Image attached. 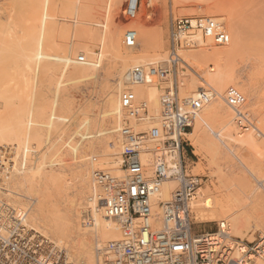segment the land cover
<instances>
[{"label": "bare ground", "instance_id": "6f19581e", "mask_svg": "<svg viewBox=\"0 0 264 264\" xmlns=\"http://www.w3.org/2000/svg\"><path fill=\"white\" fill-rule=\"evenodd\" d=\"M23 1L24 4L25 1L26 3L30 1V3H34V5L30 4L31 6L28 7L22 5L23 7L21 6L22 8L17 9L15 12L12 10L14 6L10 4L9 0H1L0 2H7L0 6V70L3 73L5 72V75L8 76L10 74L9 69L11 68V72L13 73L15 71L14 74H17V78L10 79V76L6 78L1 72L4 77L3 79L6 78L9 82L7 81L6 83L3 82V80H0V88H6L4 85H7L9 88L11 87L10 90L8 88V91L2 90L3 92L6 91L8 93L5 92V95L7 94L6 96H8L7 99L6 96L3 95V92L2 97L0 91L1 107L5 108V104L2 106V103L4 102L1 100L4 98L9 100V97L11 98L15 93H13V91L19 89L18 94L21 95H16V92V94H14L16 97L13 98L15 99L19 96L18 101L20 102L19 104L17 102L16 105L20 107V111L17 110L18 107L14 108L18 113H21L22 111V115L19 114L17 116L18 113L13 114L14 110H12L13 112L9 111L13 108L11 103V105L7 103L11 108L8 106L5 110H0V116H2V118L7 115H5V113L1 115L2 112H7L9 109L8 111L11 113V117L7 115L11 118L10 122L8 121L10 118L6 121L8 117H6L5 120L3 119L5 122H9V124L3 126L0 125V144L4 142H15L14 144L17 147L15 148L20 152H17L15 148L12 149H15V154L19 153V157L17 156L19 161L24 164L26 162L27 164H30V171H32V173L26 174V172L24 173L25 169L21 168L22 165L20 166L22 163L20 162L18 164L19 167L17 165V160L13 161L15 158L13 157L10 162L12 165L10 166L11 169L9 176L4 184V189L8 192V194L5 195L8 204L15 209L27 211L25 224L29 231L48 241V244L52 245V251H54L57 257L64 263L102 264V252L109 243L119 240L120 227L115 221L103 218L101 214L102 205H96V202L93 201V194L95 193L93 174L96 171H104L119 177L121 175L119 171V160L122 151L119 130L122 127L123 119V114L119 105L121 94L124 91L130 90L134 94L138 103H145L153 121H156L160 117V99L164 93V86H170L165 90L175 88L178 99L182 103L196 98L199 91L204 88V86H207L213 91V96L201 109L194 124L191 126V131L185 133L184 137L186 138V141L189 142L190 147L194 149L193 153L197 157H200V160L209 158L211 165H214L217 158L224 157L225 155L232 156L236 161V166L232 167L240 170L241 177L238 176V178L236 177L233 181L236 190L232 192H227L225 187L217 188L213 186L215 187L213 190L214 193L209 195L211 189L209 186H205L202 194L203 196H207L198 201H195L194 199L190 205L192 225L216 223L218 231L216 233L207 234L211 239L216 240L220 236L221 231L228 235V237L225 238L243 240L250 231H259L262 233L261 238H264V116L261 114L264 111V93H260L261 90L257 88V84L260 85L262 83L261 77L264 75V0H253L255 1L253 3L256 11V20L259 22V24L253 28L252 25H249L247 22L244 23V25L248 24L246 27L241 25L243 24L241 21L240 23H237L229 13L231 12L229 10L234 12L233 6L235 4H232V2L235 0H232L231 3L229 2V5L227 4L229 6L228 11H224L221 7H218V4L214 5V0H201L200 2H196L199 6H206L207 10L204 11V9V12H200L199 9L197 10L198 12H186L185 15L187 18L193 19L195 17H206L222 23L227 35L226 44L223 46H214L209 39H206V41L201 43L200 37H198V40L200 41L199 43H201L198 48L195 50L178 52V56L181 57L183 61L180 59L182 65L179 66L175 77L167 76L165 79L161 80L155 76H150L146 78L143 85L139 86L129 85L127 82L128 75L138 69L142 70L147 67L154 68L159 64L166 63V45L168 47V41L166 38L168 33L167 12L165 9L170 7L171 10L172 4L177 6L180 4L181 0H148L146 7L141 6L134 13L133 19L130 20L131 23H133V29H129L128 31H132L135 34V45L132 48L123 46V28L113 21L114 15H116L115 13L118 11L119 5L121 4V0H107V2L103 1L104 3H100L104 4V7L101 5L104 8V16H102L103 21L102 18L99 17V19L98 16H95L96 14L94 12L100 4L98 7L96 5V8H94L91 7L93 4L89 6L85 4H83V6L81 4V2L91 3V0H75V3L81 4H78L79 8L77 7L78 10H76V13H74L75 11L73 10V16L75 17V14H77L76 19H78V24L74 23V19L73 23H69L68 20H66V18L71 19L70 17H72V15L71 13L69 15L68 12H72V8L76 6H72L73 3L70 4L71 6H68V3H70L71 0H21V2ZM73 1L74 0L71 2ZM92 2L96 1L93 0ZM216 2H220V0H216ZM61 3L65 5L67 4V6L63 5L64 7H58V4ZM226 3L225 0H223L221 5L225 6ZM8 4H10L12 8H8ZM230 4L232 8L230 7ZM19 5H21V3H19ZM154 5H157L160 9L162 21L159 20L158 25L156 24L157 27L155 26L156 28L151 26L154 28L152 29L146 24V21L152 19ZM227 7H225V10L228 9ZM91 8H94L93 11ZM34 11L36 14H34ZM236 12L237 9L235 13ZM218 14L228 15L227 30L224 20L219 19ZM234 14L232 13L233 16H235ZM64 15L67 16L65 20L58 18L59 16L64 18ZM95 17L98 19H95ZM95 20H101V22H104V27L101 26L102 23L97 21L99 22L97 24ZM28 21L32 22L29 23L31 25L29 28L28 26L30 25L27 24ZM64 21L68 22L70 27V24L75 25L69 30V26L67 27V23L65 24ZM92 27H94V30ZM247 31L248 33H246ZM69 34L70 40L72 36L77 41H74L75 43H73L72 47H70L71 41H68L69 45L67 46V41L65 40V37L68 35V38ZM98 37L101 38L100 40L103 43L102 45L106 53L102 54V56L105 55L107 58L112 57L110 59L113 60L112 66V63L109 64L110 61L105 59L109 64L108 68L112 66L113 69L111 72L109 71L110 68L107 70L111 74H107L106 77H108V75L109 77L107 81V78L105 79L106 82H104L105 85L102 90V106L100 105L101 116L96 114L102 119L101 135L99 134L100 136L98 135V137L95 134L97 136L96 138H99L96 140V142H98L93 143V141H91L93 144H88L89 146L87 145L88 147L85 149L84 153L78 154L79 156L75 168L71 171L69 170L70 172L67 169L63 172L64 174L67 172L65 174L66 176L61 174L63 170L59 174H57L56 171L55 173L52 171H48L49 174L45 173V167L43 168L40 163L41 167L37 166V159L39 157L37 155H39V153L33 154L28 148V142L33 138L32 141L37 142L39 147L42 145L40 142H43H39L40 135L36 132L37 129L34 131L38 136L35 133L34 136L30 134H33L34 131L29 132L25 129L26 127H23L26 122H28V128H33V120L36 118H33L31 119L32 121H30V117L41 116L45 111L41 108L42 106H46L43 103V100H41L43 87L41 88V86H37V82L40 85H43L44 88H49L56 77L55 74L49 75L51 71L48 69L55 68L56 71L60 73L59 75L63 76L66 80H73V84L78 83L77 85L79 86V82L84 83L85 79H87V77L93 72V70L91 72V68L93 69V67L91 66L92 63L89 62L91 61V58L89 52H87L86 44L90 40H98ZM61 40L66 44L60 46V48L56 50L58 51L56 54L55 43L59 46L60 43L57 42H61ZM79 52H82V54L86 56V61L80 63L77 62V58L75 60V55ZM240 56L243 58L247 57L248 62L250 63V69H248L250 72L243 73L244 69L241 70V68L237 66V59ZM87 58H90L89 61H87ZM107 63L106 66L108 65ZM246 64L248 63L246 62ZM4 69L9 70L7 74V70ZM184 69L193 75V80L189 79V76L185 77L182 75ZM28 72H31V75H28L29 78L31 77L29 83V80L25 78ZM19 73L22 74L21 79H18ZM14 74H12L11 77H13ZM6 79L4 81H6ZM259 81L261 83H259ZM196 84L199 86V89L197 90H195ZM36 86L41 88V90H39V88L37 89ZM192 88L194 91H191L192 93L189 95V89L192 90ZM229 88L238 91L243 97V104L240 106V110L248 116L249 120L250 114L251 116H257L260 113L259 111L263 110L260 113L261 117H257L258 119L256 118L259 127L254 125L252 121V128L248 131L242 133L237 130L235 123L233 122V111L227 107L224 102L223 92ZM87 95L88 93L86 96ZM92 96L94 97V95ZM24 98L29 104H26ZM245 98L249 99L248 103H245ZM11 100L10 102H12ZM90 102L85 103L89 104ZM93 105L94 104H92V106ZM89 107V105L87 107L85 105L83 112L78 111V113H74L78 108L73 106V104L68 103L65 107L61 108V112L63 111L64 113L61 116H58L59 119L56 124L62 122L60 120L62 116V119H73L80 115V112H82L83 118L87 122L89 114L86 109ZM46 108L47 106L45 109ZM248 108L252 109L247 111L246 109ZM58 110L59 108L57 111ZM78 110H80V108ZM37 111L39 114H30V112L38 113ZM76 114L78 115L75 116ZM20 115H26L25 117L29 119V121H25V124L22 125L21 123L24 121H19V119H21L19 118L21 117ZM92 115L94 116V114ZM43 117L44 115L36 120H39V123H41ZM2 118L0 120H2ZM90 118L89 120L92 121ZM22 119L24 120V118ZM46 120L47 119H45V121ZM55 120H57V118ZM77 120L79 121V119ZM73 123L74 121H72L71 125ZM77 123H80V121ZM82 123L83 122L81 121V124H79L77 128L82 126ZM53 125L54 124H52V127ZM61 125L62 124L57 126L61 128ZM89 125L88 127L90 128L91 126ZM42 126L44 127L43 124ZM57 126L55 125L54 128L56 129ZM149 126L150 124L138 125L137 128L138 130L143 131L149 128ZM35 128L40 129L42 127L40 125V128L39 126H34L33 129ZM46 129L47 131L52 130L47 127ZM84 129L82 128L79 130L84 131ZM45 131L46 130L44 129L43 132ZM75 132L77 133V131ZM39 134L41 133L39 132ZM42 134L44 138L43 141H47L45 137L49 136L48 133L45 134L48 136H45L44 133ZM53 134L54 133H52V135ZM91 134L92 133H89L88 135ZM89 138L90 141L91 136H89ZM53 140L56 141L54 138ZM92 140H94L93 137ZM61 141L62 139L58 140V142ZM51 143L47 145L50 146ZM87 143L89 142H86L85 144ZM39 147L36 148V151L41 149ZM49 148L52 147H48V149ZM0 150V163L6 169L7 164L2 161V155L5 149H3L1 145ZM41 151L44 154H41L40 152V157L42 159L39 158L38 162L42 163V160L45 161L46 159L45 155L47 151L49 153L54 150L44 149ZM252 153H254V155L259 154V156H252ZM51 154H48L51 156V158L48 157L50 161L52 159ZM58 155L59 154H57V156ZM91 155L92 158L89 160V156ZM160 158V153L157 152L151 144H146L141 152L142 162L148 166L151 163L158 162ZM227 161L228 158L225 159V163H227ZM165 162L167 168L170 170H179L182 167L178 155H174L171 158H165ZM57 164L60 163L57 162ZM216 165L217 163L215 166ZM48 167L53 166L50 165ZM199 169H201V166L197 163L191 174H196L199 172ZM52 170H55L54 167ZM220 172V176L218 175L219 178L217 179L221 184L222 180L226 181V179L230 178L231 174L229 171L224 173L223 170H221ZM70 173L71 175L67 176V174ZM247 177H252L256 180L258 185L255 187L252 178L251 183ZM176 190V183L171 179H166L161 183L156 197L159 198L160 202L167 203L170 201L172 193ZM199 194L200 192H197L196 196L198 197ZM155 199L157 200V198ZM152 211L155 216L158 215L156 205L152 204ZM155 219L151 221V226L153 228H160V221ZM247 240L248 242L255 241L253 235H249ZM249 259L252 260V263L250 264H264V254L262 256L250 255Z\"/></svg>", "mask_w": 264, "mask_h": 264}, {"label": "built area", "instance_id": "2783aa9c", "mask_svg": "<svg viewBox=\"0 0 264 264\" xmlns=\"http://www.w3.org/2000/svg\"><path fill=\"white\" fill-rule=\"evenodd\" d=\"M147 3L148 0H126L122 16L132 20L134 13ZM198 37L201 43L209 39L214 46H223L227 42L220 22L206 17L171 18L166 63L129 73L128 84L143 85L150 76L161 80L167 76L175 77L182 65L178 52L198 48L201 44ZM122 44L127 48L134 47V32L126 31ZM83 61L84 57L77 58V62ZM212 96L213 91L204 86L196 98L182 103L175 88L165 90L160 99V117L153 121L145 103H138L130 90L121 94V175L104 171L93 174V201L102 205L103 218L115 221L120 227L119 240L109 243L102 252V264H250V255L264 254V238L260 235L257 241L247 242L225 238L228 235L222 231L217 240L206 233L193 232L190 205L201 188L202 178L187 173L184 167L188 145L183 136L191 130ZM224 102L233 111V122L239 132L252 128L248 116L240 110L243 97L238 91L227 89ZM146 124H150L149 128L138 130V125ZM146 144H151L161 155L158 162L149 166L141 159ZM9 154L7 149L2 155L6 169L0 163V264H67L52 251L48 241L28 230L25 224L27 211L8 204L4 184L12 165ZM174 155L179 156L182 164L179 170H170L166 166L165 158ZM166 179L173 180L177 190L169 202L163 203L156 196ZM152 204L158 209L157 216L152 211ZM154 219L160 221V228L151 226Z\"/></svg>", "mask_w": 264, "mask_h": 264}, {"label": "rangeland", "instance_id": "374dc122", "mask_svg": "<svg viewBox=\"0 0 264 264\" xmlns=\"http://www.w3.org/2000/svg\"><path fill=\"white\" fill-rule=\"evenodd\" d=\"M2 1H4V0H2ZM12 1V2H11ZM72 1V0H71ZM70 1V3H68V6H71L70 4L71 3H73L72 4V6L73 5H76V6H74L73 8H72V12H68V14L70 15V13H71V15H72V17H70L71 19H69V18H66L67 16H65L64 15V18H62L63 17V15H62V17H58L59 19H64L65 20V18H66V20H68V22L69 23H73V21L75 20V24L77 23H79V22H77L78 21V19H76V15L77 14H75V17L73 16V14L74 13H76L77 11L76 10H78V8H79V6H78V4L79 3H75V0L73 1V2H71ZM93 0H91V3L89 2V3H83V2H81V4L83 5V4H85V5H91V4H93L91 7H94V8H96V5H97V7H98V5L100 4V3H104L103 1H106L107 2V0H102V1H98V0H95L96 2H92ZM154 1V0H153ZM201 0H181V2H180V4H178L177 6H175V5H173L172 4V7H171V10H170V7H167L166 9H165V11L167 12L166 13V15H167V33H168V28H169V24H170V20H171V18L172 19H176V18H187V16L185 15V13L186 12H189V11H197V10H199L200 9V12H204V11H206L207 10V8H206V6H199L196 2H200ZM215 1V2H214ZM213 1V4L214 5H216V4H218V7H221V9H223L224 11H228L229 10V2L231 3L232 2V0H227V3H226V0H225V3H226V5L228 6H222L221 4L223 3V0L221 1L220 0V2H216V0H214ZM0 2H1V0H0ZM9 2H10V4H12L14 7L12 8V6H10V4H8L7 6H8V8H12V10H14L15 12L17 11V9H21L23 6L22 5H26L25 7H28V6H31L30 4H33L34 5V3H30V1L29 2H27L26 3V1H25V4H24V1L23 2H21V0L19 1V0H9ZM8 2V3H9ZM253 2H255V1H253V0H235V1H233L232 2V4H235L233 7V11L234 12H232V10H229V11H231V12H229L230 14H231V16L234 18V20L237 22V23H240V21L243 23V24H241V25H243V26H248V24L250 25H252V28L254 27V26H257L258 24H259V22L256 20V11H255V6H254V3ZM5 3H7V2H5ZM4 2L3 3H0V6L2 5V4H5ZM16 3V4H15ZM19 3H21V5H19ZM23 3V4H22ZM29 3V4H28ZM125 3H126V0H121V4L119 5V9H118V11L115 13L116 15H114V22L117 24V25H120V26H122V28H123V33H125L126 31H128L129 29H133V23H131V21H128V20H126L123 16H122V12H123V9H124V6H125ZM212 3V2H211ZM81 4H79V5H81ZM16 5V6H15ZM19 5V6H18ZM32 5V6H33ZM67 6V4L65 5V4H63V3H61V4H58V7L59 6ZM104 7V4H100V6L98 7V8H96L95 10L96 11H94L95 12V16H98V18L100 17V18H102V21H103V17L102 16H104L103 14H104V8L102 7V6ZM22 6V7H21ZM39 6V5H38ZM63 6V7H64ZM84 6V5H83ZM82 6V7H83ZM87 6V7H88ZM237 6V7H236ZM254 6V7H253ZM34 7V6H33ZM78 7V8H77ZM154 8H153V10H152V19H148L147 21H146V24L148 25V26H150V28H152L151 26H153V27H155L156 26V24L158 25V23H159V20L160 21H162V19H161V11H160V9L158 8V6L157 5H154L153 6ZM201 7H203V8H201ZM210 7V6H209ZM225 7H227L228 9L227 10H225ZM230 7H231V4H230ZM81 8V7H80ZM93 8V9H94ZM101 8H102V11H101ZM232 8V7H231ZM93 9L91 8V10L93 11ZM205 9V10H204ZM236 9H237V12L235 13V11H236ZM75 12H74V11ZM204 10V11H203ZM61 12V11H60ZM74 12V13H73ZM198 12V11H197ZM232 13L236 16H233L232 15ZM238 13V14H237ZM33 14V13H32ZM34 14H36V12L34 11ZM64 14V13H63ZM58 15H61V14H58ZM238 15V16H237ZM97 17H95V19H96ZM97 18V19H98ZM99 18V19H100ZM218 18L219 19H223L224 20V23H225V25H226V30H227V18H228V15L227 14H218ZM74 19V20H73ZM146 19V18H145ZM254 19H255V21H254ZM70 20H72V21H70ZM250 20V21H249ZM96 22L97 21H99V20H95ZM244 21V22H243ZM68 22H66V21H64V23L67 25V27L69 26L68 24ZM100 23H102L101 24V26L102 27H104V22H101V20L99 21ZM99 22H97V24L99 23ZM245 22H247L248 24H245L244 25V23ZM29 23H32V22H27V24L28 25H30ZM26 24V23H25ZM74 24V25H75ZM71 25V27L69 26V30H71L72 29V27H74V25H72V24H70ZM76 26H79V25H76ZM98 26V25H97ZM29 27H31V25L30 26H28V28ZM157 27V26H156ZM155 27V28H156ZM245 27H243V28H245ZM92 29L94 30V27H92ZM152 29H154V28H152ZM246 29H248V28H246ZM245 30V29H244ZM249 31H251V30H249ZM246 33H248V31L246 32ZM68 36V35H67ZM67 36L65 37V40L67 41V46L69 45V43H68V41H71L70 42V47H72V45H73V43H75V42H77L76 41V39L75 38H73L72 36H71V40L69 39L70 38V34H69V37L67 38ZM101 37V36H100ZM100 37H98V40L97 39H94V40H90L87 44H86V49L88 50L87 52H89V55H90V58H91V61H89V59L90 58H87L88 60L87 61H89L90 63H92V67H93V69L91 68V72H92V70H93V72H92V74L91 75H89L88 77H87V79H85V81H84V83L83 82H79V86L77 85V84H73V80H70V81H68V80H66L63 76H61V75H59L60 73H58L57 71H56V69L55 68H49L48 70H50L51 72L49 73V75H53V74H55V77L56 78H54V82L52 81V83H51V86L49 87V88H44V86L43 85H40L38 82H37V86H41V88H42V96H41V100H43V103L47 106V108L45 109V107H41L42 109H43V113H42V115L41 116H43L44 115V117H45V115H46V117H45V119H47L46 121H45V119H44V117H43V119H42V122H41V120H40V122L41 123H39V120H36V119H39L41 116L40 115H38V117L36 116H31L30 117V121H32L31 119H33V118H36V119H34L33 120V128H34V126L35 127H38L39 126V128H40V125H41V127L43 128H40V129H38V128H35V129H33V128H28L29 127V124H27L28 122H26V124H25V121H29V119H27L24 115V117L23 116H21L22 115V111H21V113H18V112H16L17 110H19L20 111V107H18L16 104H17V102H18V104H19V102L20 101H18L19 99H18V97L21 95H19L18 94V91H19V89L17 90L16 89V91L14 90H12L13 91V93L14 94H16V92H17V94L16 95H19V96H17V98H13V97H16V95H14L13 93V95H12V97L10 98L9 97V100H6L7 98H8V96H6L8 93L6 92V91H8V88L9 87H7V85L5 86L4 85V87H6V88H0L1 90V95H2V92L4 91V90H6L5 92L7 93L6 95H5V92H3V95H5L6 96V99L4 98V99H2L1 101L2 102H4V103H2V106L5 104V108L6 107H10L11 108V104H12V109H8L9 111H11V112H13L12 110H14V112H13V114H16V113H18L17 114V116L19 115V114H21L20 116L21 117H19V118H21V119H19V121L20 120H22L21 122H23V123H21L22 125H24L23 127H26L25 129H27V131H29V132H33L34 130H36V132L38 133V135H40L39 137V142L40 141H42L43 143H41L40 142V144H42V145H40V147L37 145V142H34V141H32L33 139H31V141H27L28 143V145H29V150H30V152L32 151L33 152V154L34 153H39V155H37V156H39L38 157V159H37V166H39V167H41V165H42V167L44 168L45 167V169H44V172L45 173H48V171H52V172H54L55 173V171L57 172V174H59V173H61V171H62V173L61 174H64L63 172L64 171H66V169L69 171H71L72 169H74L75 168V166H76V161H77V158H78V154H82V153H84V151H85V149L90 145V144H93L94 142L95 143H97L96 142V140H98L99 138H96L99 134L101 135V122H102V119L99 117V116H97L98 114L100 115L101 114V109H100V107L102 106L101 104H102V98H103V96H102V90H103V87H104V85H105V83L104 82H106L107 80H108V77H109V75H108V77H106L107 76V74L109 73V71L111 72L112 71V66H113V60L112 59H110V58H112V57H108L107 58V56H105V55H103L102 56V54H106L105 53V50H104V48H103V43H102V41L100 40L101 38ZM73 38V39H72ZM75 39V40H74ZM103 39V38H102ZM167 41H168V34H167ZM247 39V38H246ZM64 40V41H65ZM96 40V41H95ZM75 41V42H74ZM248 41V40H247ZM247 41H246V43H247ZM57 43H60V45L58 46V44L56 45V43H55V53L57 54L58 53V51H56L57 49H59L60 48V46H62L63 44H66L65 42H62V40H61V42H57ZM168 44V43H167ZM74 48V47H73ZM103 49V50H102ZM166 50H167V53H166V56H165V59L167 60V55H168V47H167V45H166ZM102 52V53H101ZM55 53H52V54H55ZM77 55V56H76ZM75 55V60H76V58H78V57H80V56H82V57H84V61H86V56H84L83 54H82V52H79V53H77ZM104 56H105V58H104ZM108 56H110V55H108ZM179 57V56H178ZM180 59H181V57H179ZM245 58V59H244ZM242 57V56H240V57H238V59H237V66L239 67V68H241V70H243L242 72L243 73H248V72H250L248 69H250L249 68V62H248V59H247V57ZM108 61H110L109 62V64L110 63H112L111 65L112 66H110L109 68H110V70L109 71H107L109 68H108V66H109V64L106 62V60ZM182 60V59H181ZM183 61V60H182ZM246 62L248 63V64H246ZM106 63L108 64L107 66H106ZM164 63H162V64H159V65H163ZM159 65H157V67L159 66ZM245 65V66H244ZM55 67V66H54ZM246 67H248V68H246ZM8 68V67H7ZM57 68V67H56ZM9 69V68H8ZM264 69V68H263ZM3 70V69H2ZM4 70H7V69H4ZM10 70V74L8 75V76H10L9 78L11 79V78H17V74L15 75L14 73H15V71L12 73L11 71H12V69L10 68L9 69ZM9 70H7L6 71V74H7V72L9 71ZM52 70H53V72H52ZM248 70V71H247ZM246 71V72H245ZM2 71L0 70V73H1ZM32 72V71H31ZM31 72H28V74L25 76V78L26 79H28L27 81H28V83L31 81V77L29 78V76L28 75H31ZM203 72V71H202ZM3 73V72H2ZM1 73V74H2ZM30 73V74H29ZM262 73V72H261ZM263 73H264V70H263ZM0 74V80H3V82H6L7 83V75H5V72L3 73L4 75H5V79H6V81H4L5 79H3L4 77H3V74L1 75ZM12 74H14V76L13 77H11L12 76ZM22 74H23V72H22ZM22 74L21 73H19L18 74V79L20 78L21 79V76H22ZM26 74V73H25ZM57 74V75H56ZM109 74H111V73H109ZM190 73L188 72V71H186L185 69L183 70V74L182 75H184L185 77H187V76H189V79H194V77H193V75H189ZM2 76V77H1ZM263 77H261V80H262V83L259 81V83H261L260 85L259 84H257V88L258 89H260L261 90V92L260 93H264V80H263V78H264V75H262ZM32 77H33V74H32ZM8 78V79H9ZM107 78V79H106ZM105 79H106V81H105ZM101 81V82H100ZM3 82H2V85H3ZM9 82V81H8ZM258 82V81H257ZM11 83V82H10ZM54 83V84H53ZM1 84V83H0ZM5 84V83H4ZM12 84V83H11ZM11 84H9V85H11ZM54 86H53V85ZM80 84H82V85H80ZM84 84V85H83ZM87 84V85H86ZM101 84V85H100ZM8 85V86H9ZM86 85V86H85ZM31 86V85H30ZM36 86V88L38 89L39 87H37ZM102 86V87H101ZM3 87V86H2ZM170 86L168 85H166V86H164L163 87V92H164V90L165 89H167V88H169ZM11 88V87H10ZM10 88H9V90H10ZM30 88V87H29ZM41 88H39V90H41ZM102 88V89H101ZM36 89V90H37ZM46 89V90H45ZM197 89H199V86L196 84V86H195V90H197ZM3 90V91H2ZM38 90V91H39ZM27 91V90H26ZM30 91V90H29ZM85 91V92H84ZM191 91H194L193 90V88H192V90L191 89H189V95L192 93ZM225 91L226 90H224V92H223V95H224V93H225ZM10 92V91H9ZM28 92V91H27ZM11 93V92H10ZM9 93V95L11 96V94ZM30 93V92H29ZM88 93V95L86 96V94ZM28 94V93H27ZM1 95H0V99H1ZM3 95H2V97H3ZM22 95H25V94H22ZM92 95H94V97L92 96ZM188 95V96H189ZM4 96V97H5ZM24 97V96H23ZM22 97V98H23ZM85 97V98H84ZM88 97H89V99H88ZM96 97V98H95ZM190 97V96H189ZM94 98V99H93ZM12 99V100H11ZM4 100V101H3ZM6 100V101H5ZM10 100L12 101V102H10ZM24 100H25V98H24ZM90 100H91V102H90ZM94 100H96V101H94ZM26 101V100H25ZM25 101H24V103H25ZM6 102V103H5ZM16 102V103H15ZM85 102H90L89 104L88 103H85ZM249 102V99L248 98H245V103H248ZM7 103L8 104H10V105H7ZM68 103H70V104H73V106H75V107H77L78 109L80 108V110H78L77 108V110L74 112V113H78V111H82L83 112V109L85 108V105H86V107L89 105L90 107L88 108V109H86V111L88 110V114H89V118H90V116H91V118L90 119H92V121L91 120H89V118L87 117V122H86V120L83 118V115H82V112H80L79 114L80 115H78V114H76L75 116H77V117H72L73 119H62V117L60 118V120L62 121V122H59L58 124H56V122L58 121V116H61L64 112L62 111L61 112V108H63V107H65ZM14 104V105H13ZM26 104H29V102L28 101H26ZM32 104V103H31ZM85 104V105H84ZM92 104H94L93 106H92ZM96 104H97V107H96ZM7 105V106H6ZM16 105V106H15ZM83 105H84V107H83ZM101 105V106H100ZM17 108V110H15V108ZM0 108H2L1 107V102H0ZM5 108H2V109H0V110H5ZM59 108V110L57 111V109ZM96 108V109H95ZM34 109V108H33ZM40 109V108H39ZM42 109H40V110H42ZM49 109V110H48ZM95 109V110H94ZM250 109H252V108H248V109H246L247 111H249ZM262 109V108H261ZM7 110V109H6ZM7 110V112H2L1 113V115H3V113H5V115L7 114V115H9L10 116V112ZM36 110V109H35ZM40 110H38V111H40ZM46 110H48L49 111V114H48V111H46ZM92 110V111H91ZM246 110H244V111H246ZM37 111V112H38ZM85 111V110H84ZM263 110H260L259 112L261 113ZM1 112V111H0ZM60 114H59V113ZM90 112V113H89ZM99 112V113H98ZM264 112V111H263ZM261 113L262 114V116H264V113ZM24 113V112H23ZM39 114V112L38 113H36V112H30V114ZM58 113V114H57ZM260 113H259V115H253V116H251V114H250V120H251V123H252V121H253V123H254V125H256L257 127H259V124H257V120H256V118L257 117H261L260 116ZM92 114H94V116L92 115ZM97 114V115H96ZM257 114H258V112H257ZM6 115V117H8L7 119H6V117H4L3 116V118H2V116H0V119L2 118V120H0V125H7V124H9V122H10V120H11V116L9 117V116H7ZM52 118H51V117ZM80 116V117H79ZM101 116V115H100ZM95 117H96V119H95ZM255 117V118H254ZM10 118V119H9ZM22 118H24V120L22 119ZM26 118V119H25ZM57 118V120H55ZM82 118H83V120H82ZM100 118V119H99ZM6 119V121L8 120L9 122H5L4 120ZM77 119H79V121H80V123H77V122H79ZM99 119V120H98ZM258 119V118H257ZM36 120V121H35ZM96 120H98V121H96ZM53 121V122H52ZM54 121H55V123H54ZM72 121H74V123L71 125V123H72ZM81 121L83 122L82 123V126H79V128H77L78 127V125L79 124H81ZM92 122V123H91ZM30 123V122H29ZM34 123H35V125H34ZM99 123V124H98ZM39 124V125H38ZM42 124L44 125V127L42 126ZM52 124H54L53 125V127H52ZM60 124H62L61 125V128H59V126H60ZM68 126H67V125ZM71 126H70V125ZM75 124V125H74ZM77 124V125H76ZM89 124H91V125H89ZM46 125H48V126H46ZM55 125L57 126V125H59V126H57L56 127V129L54 128L55 127ZM65 125H66V127H65ZM88 125L89 126H91L90 128L88 127ZM49 129H52V130H48L47 131V129H46V127ZM84 129V127H85V129H84V131H82V130H79V129H82V128ZM64 128V129H63ZM28 129H33L32 131L31 130H28ZM46 130L45 132H43V130ZM78 129V130H77ZM39 130V131H38ZM41 130V131H40ZM57 130H58V132H57ZM75 131H77V133L75 132ZM191 131V130H190ZM190 131H188V132H190ZM35 131L33 132V134L32 133H30L31 135H34L35 136V134L37 135V133H36ZM39 132L41 133V134H39ZM51 132V133H50ZM88 132V133H87ZM187 132V133H188ZM35 133V134H34ZM42 133H44V135L46 134V133H48V135H45V136H48V137H45L46 138V140L47 141H43V134ZM50 133V134H49ZM52 133H54L53 135H52ZM89 133H92V134H94V135H88ZM59 134V135H58ZM61 134V135H60ZM85 134H87V135H85ZM97 136H96V135ZM37 135V136H38ZM52 135V136H51ZM99 135V136H100ZM33 136V137H34ZM58 136V137H57ZM62 136V137H61ZM88 138H87V137ZM89 136H91V140L89 141ZM98 136V137H99ZM92 137H93V139L95 140H92ZM41 138H42V140H41ZM53 138L57 141H54L53 140ZM96 138V139H95ZM60 139H62V141L61 142H58V140H60ZM52 140V141H51ZM183 140L184 141H186V138L183 136ZM54 141V142H53ZM91 141H93V143H91ZM48 142V143H47ZM52 142V143H51ZM86 142H89V143H87V144H85ZM187 142V141H186ZM15 142H4V143H1L0 145H1V147L3 148V149H5L6 151H7V149L9 150V152H10V154L9 155H12V158L13 157H15L14 159H13V161L15 160H17V165L21 162V161H19V153L18 154H15V149L17 148L16 147V145L14 144ZM35 143V144H34ZM46 145H45V144ZM49 143H51L50 144V146H48L49 145ZM53 143H55V144H53ZM45 146H44V145ZM48 144V145H47ZM89 144V145H88ZM13 145H14V147H13ZM27 145V146H28ZM52 145V146H51ZM88 145V146H87ZM187 145H188V147H185V156H184V167H185V169H186V171H187V173H189V174H191L192 173V171H193V168L194 167H196V165H197V163L201 166V169H199L198 171L199 172H197L196 174H191V175H195V176H198V177H201L202 178V185H201V188L198 190V193L200 192V194L198 195V197L196 196V198H195V201H198L199 199H203V197H206L207 195H205V196H203V194H202V191H203V189L205 188V186H209L210 187V189H211V191H209V195H212L214 192H213V190H214V188L215 187H217V188H221V187H225V190H227V192H232V191H235L236 190V186H235V183L233 182L235 179H236V177L238 178V176H240L241 177V173H240V170H238V169H236V168H233L234 166H236V161L233 159V157L232 156H227V155H225L224 157H220V158H217L216 159V161H215V163H214V165H211L210 164V159L208 158H204L203 160H200V157H197L193 152H194V149L192 148V147H190V145H189V142H187ZM16 147V148H15ZM41 148V149H38V151H36L37 149L36 148ZM46 147H47V149H46ZM48 147H52V148H49L50 150H54V151H51V152H49L51 155H52V159H51V161L49 160V158H51V156L50 155H48L49 153H48V151H47V153H46V151H45V153H46V155H45V161H43L42 160V163L41 162H38L39 161V158H41L40 156V152H41V154H44V153H42V151L41 150H49L48 149ZM10 148V149H9ZM12 148H15V149H12ZM32 149V150H31ZM16 151H17V149H16ZM56 151V152H55ZM224 151V150H223ZM12 152V153H11ZM17 152H20V151H17ZM16 152V153H17ZM31 152V153H32ZM44 152V151H43ZM55 152V154L53 155V153ZM58 152V153H57ZM224 153H225V151H224ZM57 154H59L58 156H57ZM226 154V153H225ZM16 155V156H15ZM18 156V157H17ZM252 156H255V157H257V156H259V154H255L254 155V153H252ZM49 157V158H48ZM59 157V158H58ZM92 158V155L91 156H89V160ZM228 158V161H227V163H225V159H227ZM42 159V158H41ZM60 159H61V161H60ZM223 159H224V162H223ZM59 160V161H58ZM10 162H11V160H10ZM57 162L58 163H60V164H57ZM202 162V163H201ZM207 162V163H206ZM22 163V162H21ZM41 165H40V164ZM49 163V164H48ZM61 163H63V164H61ZM217 163V165L215 166V164ZM24 163H22V164H20V166H21V168L22 169H25V171H24V173L26 172V174L27 173H32V171H30L31 170V167H30V164H27V162L23 165ZM53 166L54 167V171L52 170L53 169V167H48V166ZM19 166V165H18ZM19 166V167H20ZM206 166V167H205ZM208 166V167H207ZM212 166V167H211ZM219 166V167H218ZM233 166V167H232ZM24 167V168H23ZM38 167V168H39ZM221 167V168H220ZM18 168V167H17ZM21 168H19V169H21ZM49 169V170H47V169ZM50 168H52V169H50ZM69 168H71V169H69ZM203 168V169H202ZM208 168H210V169H208ZM21 169V170H22ZM58 170V171H57ZM60 170V171H59ZM221 170H223V172L225 173V172H227V171H229V173L231 174V176H230V178L229 179H226V181H224V180H222V183L220 184V182L218 181V179L217 178H219L218 177V175H219V173H221L220 171ZM69 171V172H70ZM217 171V172H216ZM23 172V171H22ZM24 173H23V175H24ZM67 172H65V174H66ZM213 173V174H212ZM49 174V173H48ZM63 175V176H66V175ZM69 175H71V173L70 174H67V176H69ZM216 175V176H215ZM220 176V175H219ZM247 178H249L248 180H249V182H251L252 183V180L254 181L253 182V184L255 185V187L258 185L257 184V182H256V180H254L252 177H247ZM251 178H252V180H251ZM252 184V185H253ZM253 185V186H254ZM213 186H215V187H213ZM193 230H194V232L196 233V234H198V233H206V234H212V233H216L217 231V224L216 223H211V224H200V225H194L193 226ZM249 235H253V238L254 239H256V241H257V239H258V237H259V235L260 236H262V233L261 232H259V231H257V232H254V231H250L245 237H244V239L243 240H246L247 242H248V236Z\"/></svg>", "mask_w": 264, "mask_h": 264}]
</instances>
